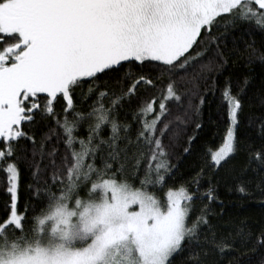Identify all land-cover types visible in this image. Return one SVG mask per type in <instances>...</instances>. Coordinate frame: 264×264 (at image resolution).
Masks as SVG:
<instances>
[{"label":"snow or ice","instance_id":"6c2138e0","mask_svg":"<svg viewBox=\"0 0 264 264\" xmlns=\"http://www.w3.org/2000/svg\"><path fill=\"white\" fill-rule=\"evenodd\" d=\"M254 36L264 0H0V264H264V222L221 223V188L264 207Z\"/></svg>","mask_w":264,"mask_h":264},{"label":"trees","instance_id":"16d2710c","mask_svg":"<svg viewBox=\"0 0 264 264\" xmlns=\"http://www.w3.org/2000/svg\"><path fill=\"white\" fill-rule=\"evenodd\" d=\"M255 40L257 47H259L264 37L254 36L251 38ZM242 73H251L252 79V88L248 92V96H255L256 100L251 103H246L245 106V114L246 115H260L259 111V103L261 99V90H260V77L261 73L264 72V69L259 67L258 62L249 66H245L240 69ZM227 75V73L225 74ZM223 85V78H221V86ZM219 94H217L218 96ZM211 104H207L203 110V121L204 127L199 130V139L197 141L196 147L197 149L203 148L205 145L215 146L219 144V135L218 133L223 131V119L221 111H218L219 100L213 99ZM246 125H242L240 129V138L242 143H246L251 135L246 130ZM191 133V129H189V134ZM257 143L259 141L257 140ZM181 157H176L174 162H179ZM188 172V163H185L184 166L180 168V172L177 175V179L180 178V175H187ZM30 183V180L27 178V173H24V178L21 181L20 189H19V198L20 203L23 204L28 200L29 193L27 189V185ZM220 198L224 202V220L221 223H227L229 220L236 219H247L250 223L256 224L260 222H264V207H261L260 197L258 193L253 194L250 198H240L238 194L229 193L225 189L221 188L220 190ZM9 202V194L6 192V187L3 181V178L0 177V213H3L5 210V205ZM216 212H220V208L217 207Z\"/></svg>","mask_w":264,"mask_h":264}]
</instances>
